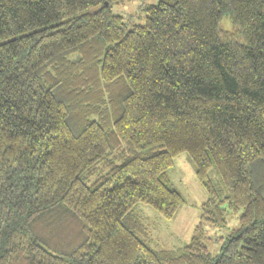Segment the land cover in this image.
<instances>
[{"label":"trees","instance_id":"obj_1","mask_svg":"<svg viewBox=\"0 0 264 264\" xmlns=\"http://www.w3.org/2000/svg\"><path fill=\"white\" fill-rule=\"evenodd\" d=\"M124 1L0 0V264H264V0H156L131 26ZM181 153L207 199L156 250L137 206L174 217Z\"/></svg>","mask_w":264,"mask_h":264},{"label":"rangeland","instance_id":"obj_2","mask_svg":"<svg viewBox=\"0 0 264 264\" xmlns=\"http://www.w3.org/2000/svg\"><path fill=\"white\" fill-rule=\"evenodd\" d=\"M156 0H125L123 4H113L112 12L123 17L128 25L142 24L145 17V7L148 3ZM145 3V4H143ZM222 29L231 30L230 21L224 17L220 21ZM169 185L176 190L183 199L178 211L172 219L160 217L150 206H137V212L143 216L151 240V247L156 250L180 249L189 242L193 230L198 224L202 204L207 195L195 175V167L186 153H181L174 158L173 165L167 170ZM210 179L215 180L212 171L209 172ZM242 209L226 213V226H206L204 244L207 251L215 256L220 253L221 239L235 234L238 228V217Z\"/></svg>","mask_w":264,"mask_h":264},{"label":"crops","instance_id":"obj_3","mask_svg":"<svg viewBox=\"0 0 264 264\" xmlns=\"http://www.w3.org/2000/svg\"><path fill=\"white\" fill-rule=\"evenodd\" d=\"M143 4H145V3H143ZM148 4H150V3H148Z\"/></svg>","mask_w":264,"mask_h":264}]
</instances>
